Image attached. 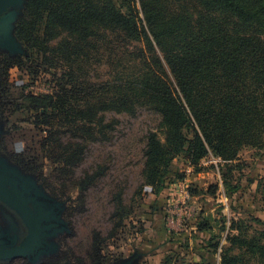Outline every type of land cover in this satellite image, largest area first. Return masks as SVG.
Returning a JSON list of instances; mask_svg holds the SVG:
<instances>
[{"label": "rangeland", "instance_id": "obj_1", "mask_svg": "<svg viewBox=\"0 0 264 264\" xmlns=\"http://www.w3.org/2000/svg\"><path fill=\"white\" fill-rule=\"evenodd\" d=\"M30 1L16 11L21 51L0 48V136L19 170L68 205L69 262L188 264L198 252L213 264L225 254L235 264H264V147H245L234 162L210 154L200 171L179 157L172 170L182 178L173 175L157 195L146 183L143 150L149 133L160 134V118L146 107L139 52L118 48L103 29L90 43L62 29L47 33L41 14L26 16ZM22 20L36 25L32 46L17 35ZM60 95L65 108L54 110ZM226 180L238 187L231 196ZM181 190L191 194L187 216L176 204ZM201 210L211 230L194 235ZM163 231L185 242L162 241ZM236 236L251 245L232 243ZM212 238L216 250L204 246ZM187 246L189 257L169 253Z\"/></svg>", "mask_w": 264, "mask_h": 264}, {"label": "trees", "instance_id": "obj_2", "mask_svg": "<svg viewBox=\"0 0 264 264\" xmlns=\"http://www.w3.org/2000/svg\"><path fill=\"white\" fill-rule=\"evenodd\" d=\"M25 13L41 14L47 33L62 29L90 43L103 29L118 48L139 52L146 107L160 118V134L149 133L143 150L146 183L157 195L173 175L182 178L172 170L179 157L200 171L210 154L234 162L243 148L264 147V0H32ZM23 24L17 35L32 46L36 25ZM50 106L63 110L62 96ZM225 186L228 196L237 192ZM199 217L194 235L209 233L204 210ZM160 238L185 242L165 231ZM212 240L204 246L216 250ZM231 242L251 245L237 236ZM184 249L169 253L189 257ZM206 255L188 264H213ZM235 263L223 255L221 264Z\"/></svg>", "mask_w": 264, "mask_h": 264}, {"label": "flooded vegetation", "instance_id": "obj_3", "mask_svg": "<svg viewBox=\"0 0 264 264\" xmlns=\"http://www.w3.org/2000/svg\"><path fill=\"white\" fill-rule=\"evenodd\" d=\"M11 10L13 9L8 8L0 18ZM14 10L18 11L19 7L16 6ZM1 128L3 126L0 123ZM4 136L3 131L0 136V165L15 166L19 169L16 155L10 152ZM8 188L11 189V185ZM42 192L0 191V228L9 243H14L13 247H20L31 239L45 243L47 248L46 252L41 250L31 253L32 257L15 256L0 259V264H71L64 250L73 237L72 222L68 218V205L65 203L64 207L46 191L47 196L55 201L49 202L44 199Z\"/></svg>", "mask_w": 264, "mask_h": 264}, {"label": "water", "instance_id": "obj_4", "mask_svg": "<svg viewBox=\"0 0 264 264\" xmlns=\"http://www.w3.org/2000/svg\"><path fill=\"white\" fill-rule=\"evenodd\" d=\"M28 0H0V16L8 8H12L3 18H0V48L10 51H21V45L13 36L14 24L20 14L14 9L18 6L20 9L24 7ZM11 185V189L8 187ZM0 191H43L42 188L35 183L29 176H25L17 167L0 165ZM44 199L55 203L53 199L42 192ZM14 243H9L0 228V259H8L15 256L32 257L31 253L47 251L46 244L38 242V240L28 239L20 247H13ZM12 247V248H9ZM123 264H133L132 262Z\"/></svg>", "mask_w": 264, "mask_h": 264}, {"label": "built area", "instance_id": "obj_5", "mask_svg": "<svg viewBox=\"0 0 264 264\" xmlns=\"http://www.w3.org/2000/svg\"><path fill=\"white\" fill-rule=\"evenodd\" d=\"M176 204L179 209H181V214L188 215L187 210L190 207L189 202L191 201V194L189 191L181 190L177 192ZM174 214V213H172Z\"/></svg>", "mask_w": 264, "mask_h": 264}, {"label": "crops", "instance_id": "obj_6", "mask_svg": "<svg viewBox=\"0 0 264 264\" xmlns=\"http://www.w3.org/2000/svg\"><path fill=\"white\" fill-rule=\"evenodd\" d=\"M194 207H197L196 204L194 205Z\"/></svg>", "mask_w": 264, "mask_h": 264}]
</instances>
